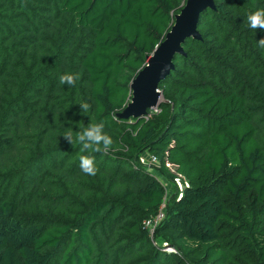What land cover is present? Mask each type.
Returning a JSON list of instances; mask_svg holds the SVG:
<instances>
[{
	"label": "trees",
	"instance_id": "1",
	"mask_svg": "<svg viewBox=\"0 0 264 264\" xmlns=\"http://www.w3.org/2000/svg\"><path fill=\"white\" fill-rule=\"evenodd\" d=\"M186 1L0 0V264H264V31L247 21L264 0H214L159 112L118 116ZM99 122L107 153L63 136Z\"/></svg>",
	"mask_w": 264,
	"mask_h": 264
},
{
	"label": "water",
	"instance_id": "2",
	"mask_svg": "<svg viewBox=\"0 0 264 264\" xmlns=\"http://www.w3.org/2000/svg\"><path fill=\"white\" fill-rule=\"evenodd\" d=\"M214 9V0H187L181 13L175 17V23L164 42L148 59L147 66L131 84L132 100L118 116L122 119L141 118L148 110H156L160 104L162 92L159 84L174 69L176 55H185L183 43L189 38H200L197 26L200 15L206 9Z\"/></svg>",
	"mask_w": 264,
	"mask_h": 264
},
{
	"label": "clouds",
	"instance_id": "3",
	"mask_svg": "<svg viewBox=\"0 0 264 264\" xmlns=\"http://www.w3.org/2000/svg\"><path fill=\"white\" fill-rule=\"evenodd\" d=\"M247 21L253 30L264 31V9H258L249 14ZM258 44L264 48V38L258 40ZM78 79L79 74L77 73H64L59 76V83L74 86ZM79 105L82 113H87L92 108V105L86 101ZM104 128L103 122L91 123L83 130L77 131L75 136L71 129L66 130L63 136L72 146L80 145L81 152L107 153L113 145V140L104 131ZM80 168L85 175L95 176L99 172V168L95 164V157L90 155L80 156Z\"/></svg>",
	"mask_w": 264,
	"mask_h": 264
},
{
	"label": "built area",
	"instance_id": "4",
	"mask_svg": "<svg viewBox=\"0 0 264 264\" xmlns=\"http://www.w3.org/2000/svg\"><path fill=\"white\" fill-rule=\"evenodd\" d=\"M141 162L143 164H148V161L145 160L144 158L141 159ZM150 163H155L156 162V159L155 158H152L150 161ZM178 181V184L183 188V185L180 183L179 180ZM181 188V189H182ZM164 218V213L162 210H160V212L158 213V215L156 217H154L153 219H150L146 222V226L148 228H150L151 232L153 233L156 226L162 221V219ZM165 247H167V244H164Z\"/></svg>",
	"mask_w": 264,
	"mask_h": 264
},
{
	"label": "rangeland",
	"instance_id": "5",
	"mask_svg": "<svg viewBox=\"0 0 264 264\" xmlns=\"http://www.w3.org/2000/svg\"><path fill=\"white\" fill-rule=\"evenodd\" d=\"M158 92H160V89L158 90ZM165 101V99H164V97H163V95H162V97H161V100H160V103H162V102H164ZM154 113H158L159 112V109L157 108L156 110H154L153 111ZM151 160V159H150ZM148 164H149V161H148ZM172 169H174L173 167H171ZM178 186V188H182L179 184L177 185ZM164 246V245H163ZM167 248V247H166Z\"/></svg>",
	"mask_w": 264,
	"mask_h": 264
}]
</instances>
